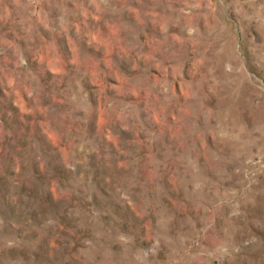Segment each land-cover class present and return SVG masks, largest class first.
<instances>
[{"label": "rangeland", "instance_id": "374dc122", "mask_svg": "<svg viewBox=\"0 0 264 264\" xmlns=\"http://www.w3.org/2000/svg\"><path fill=\"white\" fill-rule=\"evenodd\" d=\"M0 264H264V0H0Z\"/></svg>", "mask_w": 264, "mask_h": 264}, {"label": "bare ground", "instance_id": "6f19581e", "mask_svg": "<svg viewBox=\"0 0 264 264\" xmlns=\"http://www.w3.org/2000/svg\"><path fill=\"white\" fill-rule=\"evenodd\" d=\"M47 25V24H46ZM66 32V31H65Z\"/></svg>", "mask_w": 264, "mask_h": 264}]
</instances>
